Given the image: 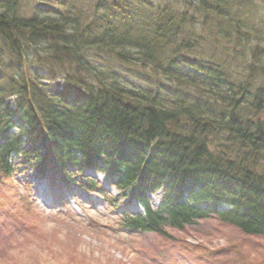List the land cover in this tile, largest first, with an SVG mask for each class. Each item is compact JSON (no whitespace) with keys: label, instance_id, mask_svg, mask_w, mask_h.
Here are the masks:
<instances>
[{"label":"trees","instance_id":"trees-1","mask_svg":"<svg viewBox=\"0 0 264 264\" xmlns=\"http://www.w3.org/2000/svg\"><path fill=\"white\" fill-rule=\"evenodd\" d=\"M255 3L0 0V185L30 170L96 191L93 169L144 207L122 227L214 217L264 237Z\"/></svg>","mask_w":264,"mask_h":264},{"label":"rangeland","instance_id":"rangeland-1","mask_svg":"<svg viewBox=\"0 0 264 264\" xmlns=\"http://www.w3.org/2000/svg\"><path fill=\"white\" fill-rule=\"evenodd\" d=\"M254 1L264 13V0ZM30 180L22 172L0 185V264H264V237L214 217L166 238L130 231L95 193L51 191L58 206H47Z\"/></svg>","mask_w":264,"mask_h":264},{"label":"bare ground","instance_id":"bare-ground-1","mask_svg":"<svg viewBox=\"0 0 264 264\" xmlns=\"http://www.w3.org/2000/svg\"><path fill=\"white\" fill-rule=\"evenodd\" d=\"M200 220V219H199Z\"/></svg>","mask_w":264,"mask_h":264}]
</instances>
